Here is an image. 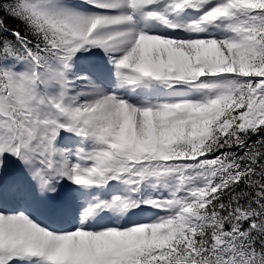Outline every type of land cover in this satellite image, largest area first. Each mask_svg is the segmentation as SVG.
Returning <instances> with one entry per match:
<instances>
[{
  "label": "snow or ice",
  "instance_id": "6c2138e0",
  "mask_svg": "<svg viewBox=\"0 0 264 264\" xmlns=\"http://www.w3.org/2000/svg\"><path fill=\"white\" fill-rule=\"evenodd\" d=\"M0 264H264V0H0Z\"/></svg>",
  "mask_w": 264,
  "mask_h": 264
}]
</instances>
